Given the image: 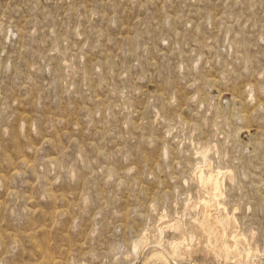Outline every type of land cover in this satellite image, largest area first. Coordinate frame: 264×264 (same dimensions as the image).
I'll return each instance as SVG.
<instances>
[{
  "label": "rangeland",
  "instance_id": "1",
  "mask_svg": "<svg viewBox=\"0 0 264 264\" xmlns=\"http://www.w3.org/2000/svg\"><path fill=\"white\" fill-rule=\"evenodd\" d=\"M0 264H264V0H0Z\"/></svg>",
  "mask_w": 264,
  "mask_h": 264
},
{
  "label": "bare ground",
  "instance_id": "2",
  "mask_svg": "<svg viewBox=\"0 0 264 264\" xmlns=\"http://www.w3.org/2000/svg\"><path fill=\"white\" fill-rule=\"evenodd\" d=\"M222 173L223 172L221 170H217V171H214V170H212V171H205L203 168L200 169V171H199V179H200V181L207 188H209L210 190L213 191V195H214L215 198H219L222 195V191H221V186H222V177H221V175H222ZM204 202H205L206 208H207V215L211 219H213L215 217V213L211 209V205L209 204V201L205 200ZM218 204L221 206V203L220 202H218ZM218 228H220V227L218 226ZM172 246H173L172 248H174V251L173 252L176 253L177 252V249H178V243L175 244V245H172Z\"/></svg>",
  "mask_w": 264,
  "mask_h": 264
}]
</instances>
